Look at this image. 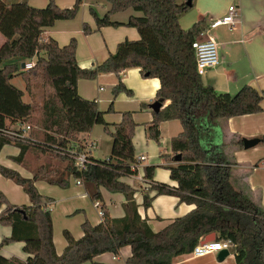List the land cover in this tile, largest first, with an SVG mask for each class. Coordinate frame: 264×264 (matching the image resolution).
<instances>
[{
  "label": "trees",
  "instance_id": "16d2710c",
  "mask_svg": "<svg viewBox=\"0 0 264 264\" xmlns=\"http://www.w3.org/2000/svg\"><path fill=\"white\" fill-rule=\"evenodd\" d=\"M85 1L76 0L72 8H60L49 0L43 8H35L28 0L9 4L0 0V34L6 43L0 49V153L7 145L19 149L13 160L23 164L33 151L47 156L51 162L41 163L33 178H24L17 171L0 164L3 177L21 186L31 201V206H15L0 193V224L12 228V235L0 245V264H84L93 262L105 253L119 255L124 247H131L132 256L127 264H173L177 257L190 255L206 236L215 233L217 240H230L231 253L236 264H264V207L238 191L231 182V167L213 149V129L219 121L234 117L258 114L263 111L264 90L244 86L236 95L219 93L207 86L197 71L193 45L204 32L206 20L195 23L190 29L182 28L180 19L194 7L187 0H103L110 9L99 16L91 7L90 12L97 29L127 26L136 28L140 40L120 43L109 58L94 69H82L77 62V40L61 47L53 38H45L46 28L57 21L76 18ZM133 10L141 16H131L127 23L113 21L118 13ZM84 33L92 29L84 25ZM44 53V56L41 54ZM35 60L29 70L22 68ZM132 68L140 69L145 79H159L160 88L155 102L163 100L160 112L148 126V137L160 142V125L178 120L183 132L171 142L170 166L172 181L177 188L154 182V167L145 169V179L151 182L143 194V207H151L155 197L176 196L181 203L196 208L176 219L160 232L155 233L146 219H142L135 202L136 191L121 181L136 174L131 166L136 161L133 138L135 123L131 113H124L120 124L110 127L105 113L96 101L82 98L77 90L81 79L95 80L101 74L113 73L120 80L113 89L115 96L132 92L121 81V74ZM21 78L25 91L17 88L13 79ZM50 90L42 106L25 102V93L33 95L36 85ZM169 102L165 106V102ZM142 104V109H147ZM38 109L41 110V115ZM113 111V105L108 112ZM39 125L43 134L34 138L18 139L4 134L13 126ZM102 125L113 138L108 160L90 157L85 171L75 165L72 151L81 134L90 133ZM113 129V131L111 130ZM34 135V134H32ZM264 143V138L261 139ZM239 146L243 144L240 141ZM81 150V148H79ZM42 159L40 156L36 158ZM82 181L92 202H100L103 212L98 225L89 221L82 224L83 237L75 239L68 230L63 232L67 246L58 255L54 244L52 212L48 208L51 198L43 196L35 183L43 180L52 185L67 187L69 178ZM101 188L126 198L125 216L112 218L102 205ZM24 243L28 254L26 262L7 258L1 248L11 243Z\"/></svg>",
  "mask_w": 264,
  "mask_h": 264
},
{
  "label": "crops",
  "instance_id": "0c3cea01",
  "mask_svg": "<svg viewBox=\"0 0 264 264\" xmlns=\"http://www.w3.org/2000/svg\"><path fill=\"white\" fill-rule=\"evenodd\" d=\"M5 1L13 4L23 0ZM28 1L35 8L43 9L48 5V0ZM184 1L181 0L179 3ZM75 2L76 0H74V4ZM231 5H235L239 9L241 15L240 23L236 25L233 31H229L225 27L212 31L220 45L221 64L203 75L202 80L205 85L213 87L217 92L230 95H236L247 85L258 91H263L264 0H195L194 7L181 17V26L183 29L188 30L197 22L206 20L208 23L211 18H221L226 15ZM58 6L62 9L71 7L70 4L64 5L62 3H59ZM91 7L101 17L110 9V6L104 1H85L75 20L57 21L54 26L46 28L43 33L45 38L55 39L61 47L68 45L72 39H76L77 62L82 69H94L105 62L110 54L116 51L120 43L126 40L138 41L141 38L138 30L133 27L108 26L97 29L96 22L90 12ZM131 16H141V14L128 10L124 13L115 14L112 20L127 23ZM184 21L190 25L185 27L183 25ZM85 24H88L92 29L90 35L84 33ZM5 43L6 39L0 34V49ZM44 55V53L41 54V56ZM15 61L23 63L34 60L23 61L22 59H17L12 62ZM119 80L120 78L113 73L101 74L95 80H79L77 90L82 98L98 103L99 110L105 113L104 119L110 127L120 124L124 113H131L136 125L133 138L135 157L137 160L141 156L146 157L145 161L139 163V174L144 176L146 168L154 167V182L177 188L178 184L172 181L168 167L177 165L176 161H173L170 157L172 156L171 142L183 132L181 122L174 120L161 123L159 143L150 139L147 132L148 126L154 121V111L151 109V104L156 101V94L161 86L159 79H145L141 76L140 69H128L121 74V81L132 93L122 92L115 96L113 89L118 85ZM12 83L20 90L25 91L24 87L15 83V79H13ZM142 104H147L148 108L142 109ZM168 104V101L165 102V106ZM111 105H113V111L108 112ZM261 107L263 109L261 113L234 117L228 121L216 123L213 129L214 137L212 143L207 140L205 148L209 151L214 149L215 152H219L224 162L231 167V182L234 187L252 201L264 207V143L260 141L256 147L251 149H245L243 143L244 139L261 140L264 138V101L261 103ZM111 130L113 131V129ZM79 140L83 144L89 141L96 143V148L91 152L92 158L96 160H108L110 158L113 138L105 131L102 125H96L90 133L81 134ZM240 141L243 144L242 148L239 146ZM7 146L3 148L0 156ZM15 149V153L9 154L6 161H0L1 165L7 168L12 166L10 162L20 152L17 147ZM34 170H36V167ZM136 174L124 177L121 181L136 191L135 202L138 205L139 214L142 219L147 220L150 228L155 233L162 231L176 219L186 216L196 208L195 205L181 203L176 196L160 195L154 198L150 208L145 209L143 207V194L148 190L150 184L142 183L137 179ZM3 179L0 174V186L3 185L6 188L9 184L4 183ZM42 181H36L35 185L43 196L51 198L49 196L58 193V190H54L57 185L44 181L50 187L45 186L39 183ZM148 182L151 181L148 180ZM78 187L85 189L84 185H78ZM5 188L2 189L0 187V193H5L9 197L10 195ZM101 194L103 197L102 205L107 208L110 216L112 218H123L125 216V205L127 204L125 196L120 193H111L105 188H101ZM80 197L90 199L87 193L80 194ZM21 200V203H19L20 201L13 199L10 203L15 206H31L28 196L21 198ZM67 201V199L64 200V202ZM54 203L56 201L52 198V202L47 205L51 212ZM94 207L98 210L96 214L97 210L95 211L92 208L94 215L91 217V222L95 226L101 222L102 216L101 208H98L96 203H94ZM5 208L6 205L2 206L0 212ZM74 210L75 207H69L66 209L65 214L72 216L75 212ZM52 218L54 227L55 218L53 214ZM68 228L72 232H76V229ZM65 230L71 232L69 229ZM75 234V236L73 235L75 239L83 237V233ZM11 235L12 228L0 224V245L3 239ZM54 242L57 254L62 255L67 243L64 247L61 246V243L58 245V239L55 235ZM1 253L7 258L15 257L23 262H26L29 257L24 251V243L21 242L11 243L2 247ZM131 256L132 249L127 246L121 249L120 254L117 256L112 253H105L95 258L93 262L84 264H127ZM173 264H236V259L235 255L230 251L229 256L224 261H219L217 253L200 258L184 255L177 257Z\"/></svg>",
  "mask_w": 264,
  "mask_h": 264
},
{
  "label": "rangeland",
  "instance_id": "374dc122",
  "mask_svg": "<svg viewBox=\"0 0 264 264\" xmlns=\"http://www.w3.org/2000/svg\"><path fill=\"white\" fill-rule=\"evenodd\" d=\"M180 1L181 0H178V2H180ZM55 2L58 4L62 3L64 5L70 4L71 7L74 5V0H55ZM28 3H29V1H28ZM48 3H49V0H48ZM82 6L83 5H81V7ZM71 7H67V8H71ZM81 7H80V10H81ZM80 10H79L77 16L79 15ZM77 16H76V18H77ZM76 18H74L72 20H75ZM183 25L185 27H188V25H190V24H186L184 21ZM35 60L36 59H34L33 62H35ZM15 83L17 85L25 88V84L20 77L15 78ZM49 92H50V90L48 88H44L41 84H38L34 88L33 95H29L28 93H25L24 101L25 102H33L36 105V107L39 108L42 106V103H43L46 95L49 94ZM38 111H39L38 112L39 114H37V116H40L41 110L38 109ZM25 125H30L32 127V130L30 132V135L32 137H34V138H41L42 137L43 130L39 125L28 124V123ZM32 134H34V135H32ZM76 144L81 146V145H83V142L79 141ZM15 150L16 149L14 146H7L0 156V161H2V162L6 161L7 156L11 153H15ZM38 156H40L42 158V159H40L41 161H39L40 164L43 162H45V163L51 162V160H49L47 156L44 157L41 154H39L38 152L33 151L30 154V156L28 157L30 160L28 158H26L27 160L24 164H19V163L12 160L10 162L11 163L10 165H12L11 166L12 168L10 167V169L17 171L24 178H33L34 171H35L34 169H35V167L37 168V166L39 164L38 160L36 159V158H38ZM3 178H4L3 182L6 184H9V185L6 188L3 185H1L0 187L2 189L5 188V190L7 191V193H9L10 196L8 197L7 194H5V193H2V194L5 195V197L9 201V203L11 202V200L13 201V199L20 201L19 203H21V201H22L21 198H26L28 196L25 193V191L23 190V188L21 186L17 185L12 180L7 179L5 177H3ZM38 181H42V180H38ZM77 181L78 180L75 179L74 177H70L67 187L57 186V188H55L54 190H58L57 191L58 193L56 195L49 196V197H51V199L54 198L56 201V203H54L52 205V208H51L52 214L55 218L54 235L58 239V245H59V243H61V246H63V247L66 245V241H65V238L63 235V231L65 229H69L71 231V229L68 227H72L73 229H76L75 230L76 232L71 231L72 235L75 236L76 235L75 233H81L82 234L83 233L82 224L85 221H89L92 224L91 217L94 215L92 208H94L95 211L97 210L94 207V202H92L90 199H83L80 197V194L87 193V192L85 189H83V187H78ZM39 183L44 184L45 186H49L44 181L39 182ZM66 199L68 201L64 202V200H66ZM95 203H97V202H95ZM98 203L101 204L100 202H98ZM69 207H75V210H74L75 212L72 216H68L67 214H65L66 209H68ZM97 213H98V210L96 211V214ZM76 238H78V237H76Z\"/></svg>",
  "mask_w": 264,
  "mask_h": 264
},
{
  "label": "built area",
  "instance_id": "2783aa9c",
  "mask_svg": "<svg viewBox=\"0 0 264 264\" xmlns=\"http://www.w3.org/2000/svg\"><path fill=\"white\" fill-rule=\"evenodd\" d=\"M240 11L237 6L231 5L228 8L226 15L221 18H211L208 22L207 29L202 32L197 40L195 41L193 48L196 55V64L198 73L203 76L209 70L217 68L221 64V55H220V45L217 42L215 36L212 34V31L221 27L227 28L229 31H233L237 24L240 23ZM35 66V62H27L25 64V70H29ZM32 127L30 125L23 126H13L5 131H2L4 134L18 139L27 138L30 134ZM81 148V150H79ZM96 148V143L89 141L85 142L83 145H75L73 148L72 156L75 161V165L78 170L85 171L87 165L90 163L91 152ZM146 160V157L141 156L136 159L132 164L131 168L133 171L138 172L136 174L137 179L142 183H149L145 179V176L139 174V163ZM150 184V183H149ZM77 185L82 186V181H77ZM96 206L101 208V205L97 202ZM101 216L103 212L101 210ZM232 242L230 240H215L208 243H200L195 247L192 254L193 258H200L210 254H217L223 250L231 251Z\"/></svg>",
  "mask_w": 264,
  "mask_h": 264
},
{
  "label": "water",
  "instance_id": "95a60500",
  "mask_svg": "<svg viewBox=\"0 0 264 264\" xmlns=\"http://www.w3.org/2000/svg\"><path fill=\"white\" fill-rule=\"evenodd\" d=\"M187 5L191 6L192 0H188ZM22 68L25 69L24 64L22 65ZM162 105H163V100L154 102L153 104H151V109L154 111V113L158 114L162 108ZM260 141H261L260 139H244L243 143H244L245 149H251V148L256 147L260 143ZM216 239H217L216 234L212 233V234H209L208 236H206L204 238V240L202 241V243L213 242ZM229 254H230L229 250H223V251L219 252L218 253L219 261H224L225 258L229 256Z\"/></svg>",
  "mask_w": 264,
  "mask_h": 264
}]
</instances>
